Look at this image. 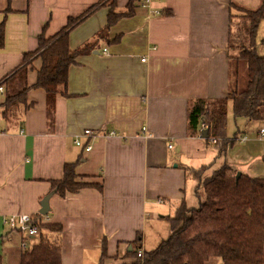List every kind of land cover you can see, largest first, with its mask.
<instances>
[{
    "label": "crops",
    "instance_id": "crops-1",
    "mask_svg": "<svg viewBox=\"0 0 264 264\" xmlns=\"http://www.w3.org/2000/svg\"><path fill=\"white\" fill-rule=\"evenodd\" d=\"M105 3L0 0V82L24 66V54L37 49L41 33L52 37L69 18L97 5L68 32L71 51L86 43L89 49L68 67L67 97L56 98L52 122L46 116L44 90L32 87L39 58L26 61L29 89L12 106L17 118L6 122L0 113L1 264H20L23 250L42 237L59 245L60 264H99L102 250L101 264H130L135 240L140 238L139 250L148 251L169 234V226L165 233L159 223H168L165 217L173 203L183 200L188 186L195 188L196 181L186 177L188 170L226 163L252 177L263 174L264 139L257 137L264 123L245 119L258 129L249 139L237 128L223 156L187 130L192 101L228 94L233 10H257L263 0H167L157 5L162 11L157 16H149L141 0ZM110 10L117 19L108 25ZM258 42L264 45L257 31ZM4 88L0 104L12 90L7 83ZM233 118L229 102L227 120ZM86 129L95 133L82 139L91 144L88 152L73 143ZM110 131L115 134L108 135ZM70 162L79 181L95 186L48 196V219L41 223L60 231L42 228L28 236L10 229L8 216L40 213L50 181L60 179ZM210 174L208 169L204 177ZM153 227L161 233L154 230L151 239ZM132 229L137 230L135 237ZM205 264L223 262L212 256Z\"/></svg>",
    "mask_w": 264,
    "mask_h": 264
},
{
    "label": "trees",
    "instance_id": "trees-1",
    "mask_svg": "<svg viewBox=\"0 0 264 264\" xmlns=\"http://www.w3.org/2000/svg\"><path fill=\"white\" fill-rule=\"evenodd\" d=\"M95 7L97 5L90 7L80 17L69 18L66 25L52 37L46 38L41 33L37 49L24 54V66L17 68L11 77L0 82L3 85L7 83V88L12 89L0 104V113L6 122L17 118L12 106L20 98H26L29 89L26 61L31 62L35 58L41 60V66L32 87L44 90L46 116L48 122H52L56 98L67 97L68 67L74 63L77 55L89 49V43H86L71 51L68 32ZM243 11L246 19L238 23V29L242 33L238 42L233 39V16L230 17V81L227 96L216 100L196 99L189 104L187 110L189 136L201 135L206 130L204 140L214 144L220 156L234 143L226 136L229 102L234 119L244 117L264 123V55L258 54L256 50L257 31L264 19V0L259 9ZM116 19L117 14L110 10L108 25ZM2 38L3 25L0 24V47L3 45ZM230 50H235L236 53L230 54ZM242 62L246 66V77L240 85L239 71ZM13 90L14 93L11 94ZM15 122L18 124V120ZM262 161L263 174L260 177L242 174L226 163L188 170L186 177L196 181L194 194L198 205L188 207L182 200L173 215L166 217L170 235L160 241L155 249L142 250V259L137 256V251L141 249L140 238L135 240L133 250L129 253L130 264H205L212 256L219 257L223 264H264V155ZM208 169H211V174L204 177ZM50 184V191L45 197L54 194L64 196L67 192L74 193L83 187L95 186L92 182L79 181L74 162L65 163L62 177L50 181ZM98 189L101 191L102 187L99 186ZM37 226L39 229L60 231L59 227L42 224ZM101 254L99 264L105 258V250ZM20 264H60V247L42 237L36 246L23 250Z\"/></svg>",
    "mask_w": 264,
    "mask_h": 264
},
{
    "label": "rangeland",
    "instance_id": "rangeland-1",
    "mask_svg": "<svg viewBox=\"0 0 264 264\" xmlns=\"http://www.w3.org/2000/svg\"><path fill=\"white\" fill-rule=\"evenodd\" d=\"M105 2H106L105 4H107V5H112V0H105ZM235 9H236V11L233 10V14L235 16H233V18H232L231 32H232L234 41L238 42L240 39V36L242 34L241 31H239V29H238V23L243 21V19H246V16L243 14L244 13L243 8L236 6ZM240 9H242V10H240ZM258 34H259L260 39H264V24H259ZM256 50H257L258 54L264 55V45H262L260 42L256 43ZM233 53L235 54L236 51L230 50V54H233ZM245 74H246V66H245L244 62H242L241 66H240V71H239L240 85H242L244 83V80L246 77ZM245 119L246 118L242 119V117H238L235 120H234V118L231 121L227 120L226 136L228 139L233 137L234 133L237 132V128H240L241 131L244 132V134L249 137V139L251 138V136L255 133V131L258 129V127L255 126L254 124L248 123ZM208 146H209V148H213L215 150L214 144H209ZM183 195H184V193H183ZM183 200L185 201L186 206H188V207H196L198 205V200L194 194V187L193 188H191L190 186L187 187L185 195L183 196ZM161 205H164V203ZM177 206H178L177 202L173 203L172 208H170V210H169L170 215H173ZM159 226L164 227L162 232L166 233V230L168 231V226H169L168 223L167 224L159 223ZM154 230L157 231L158 234L161 233L160 230H158V228H156V227L151 228V230H150V238L151 239L154 238V236H155ZM169 235H170V229H169V234L167 235V237ZM150 238L148 237L149 240H150ZM156 247L157 246H155L153 249H155ZM142 257H143V254L139 258L142 259Z\"/></svg>",
    "mask_w": 264,
    "mask_h": 264
},
{
    "label": "built area",
    "instance_id": "built-area-1",
    "mask_svg": "<svg viewBox=\"0 0 264 264\" xmlns=\"http://www.w3.org/2000/svg\"><path fill=\"white\" fill-rule=\"evenodd\" d=\"M167 0H141V7L145 10V12L149 16H157L161 14V7L157 6L158 4H161ZM106 53V49H103V54ZM144 61V59L142 60ZM5 95V88L2 83H0V97H3ZM115 133L113 131H110L108 135H114ZM260 137L264 139V128H262L259 132ZM95 136V133H93L91 130L86 129L81 134L76 135L73 139L74 145L80 147L82 150L88 152L91 150V144L86 141L84 142L82 139L85 138L87 140L93 138ZM247 139V137H242L238 141L244 142ZM160 203V202H159ZM42 219H48L47 213L45 215L35 216L34 214L29 213H20L17 215H10L5 219V223L8 224L10 229L13 231L24 233L28 236H32L34 234L38 235L39 227L37 225H41ZM35 223V224H34ZM136 229H132L130 234L131 236L135 237ZM143 254L142 250H138L137 256L141 257Z\"/></svg>",
    "mask_w": 264,
    "mask_h": 264
},
{
    "label": "water",
    "instance_id": "water-1",
    "mask_svg": "<svg viewBox=\"0 0 264 264\" xmlns=\"http://www.w3.org/2000/svg\"><path fill=\"white\" fill-rule=\"evenodd\" d=\"M206 135H207V132L206 130L202 131L201 133V138L205 139L206 138ZM240 174V173H239ZM239 176V175H238ZM48 197H45L43 200H42V203H41V210H40V213L41 214H46L48 212Z\"/></svg>",
    "mask_w": 264,
    "mask_h": 264
}]
</instances>
